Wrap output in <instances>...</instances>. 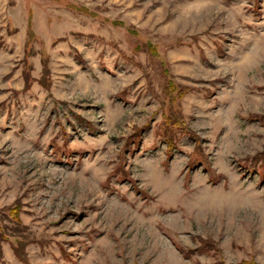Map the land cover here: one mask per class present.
I'll list each match as a JSON object with an SVG mask.
<instances>
[{
	"label": "rangeland",
	"instance_id": "1",
	"mask_svg": "<svg viewBox=\"0 0 264 264\" xmlns=\"http://www.w3.org/2000/svg\"><path fill=\"white\" fill-rule=\"evenodd\" d=\"M0 264H264V0H0Z\"/></svg>",
	"mask_w": 264,
	"mask_h": 264
}]
</instances>
